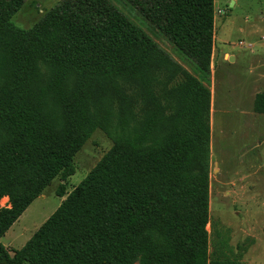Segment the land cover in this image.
<instances>
[{
  "label": "trees",
  "instance_id": "obj_1",
  "mask_svg": "<svg viewBox=\"0 0 264 264\" xmlns=\"http://www.w3.org/2000/svg\"><path fill=\"white\" fill-rule=\"evenodd\" d=\"M27 0H0V264H240L210 258V89L110 0H62L31 28L12 18ZM204 76L211 71L215 0H129ZM37 60L49 69L41 79ZM178 78L176 116L152 85ZM79 77L76 88L72 76ZM132 78L152 105L124 108L112 148L20 248L2 238L113 112L91 111L92 84ZM264 107V93L257 97Z\"/></svg>",
  "mask_w": 264,
  "mask_h": 264
},
{
  "label": "rangeland",
  "instance_id": "obj_2",
  "mask_svg": "<svg viewBox=\"0 0 264 264\" xmlns=\"http://www.w3.org/2000/svg\"><path fill=\"white\" fill-rule=\"evenodd\" d=\"M62 0H27L12 18L28 30ZM139 25L157 45L184 69L210 89L207 112L210 143L209 173V252L210 258L237 260L240 264H264V107L257 100L264 93V0H215L214 43L211 71L204 76L197 66L162 35L129 0H110ZM233 56L234 60L229 59ZM39 75L49 69L37 60ZM153 92L169 119L178 112L175 93L178 78L165 68H157ZM79 77L72 76L76 88ZM128 108L135 121L152 105L144 88L132 78H116L92 84L91 111L114 116L108 130L96 129L74 156V175L56 176L44 188L2 238L13 253L59 207L64 185L70 193L112 148L119 132L118 116ZM4 197L0 205H9ZM28 264V263H25Z\"/></svg>",
  "mask_w": 264,
  "mask_h": 264
},
{
  "label": "water",
  "instance_id": "obj_3",
  "mask_svg": "<svg viewBox=\"0 0 264 264\" xmlns=\"http://www.w3.org/2000/svg\"><path fill=\"white\" fill-rule=\"evenodd\" d=\"M232 1L234 2V0H232ZM229 60L230 61H233L234 60L233 56H231V58Z\"/></svg>",
  "mask_w": 264,
  "mask_h": 264
}]
</instances>
